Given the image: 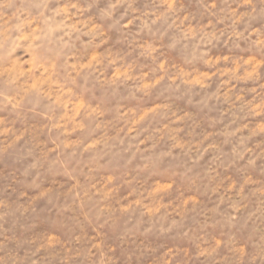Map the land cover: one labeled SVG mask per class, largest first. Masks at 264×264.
<instances>
[{
  "label": "clouds",
  "instance_id": "obj_1",
  "mask_svg": "<svg viewBox=\"0 0 264 264\" xmlns=\"http://www.w3.org/2000/svg\"><path fill=\"white\" fill-rule=\"evenodd\" d=\"M96 2L0 0V264H264V0Z\"/></svg>",
  "mask_w": 264,
  "mask_h": 264
},
{
  "label": "rangeland",
  "instance_id": "obj_2",
  "mask_svg": "<svg viewBox=\"0 0 264 264\" xmlns=\"http://www.w3.org/2000/svg\"><path fill=\"white\" fill-rule=\"evenodd\" d=\"M91 2V0H89ZM183 4L185 5V8L187 11L191 12L192 14L199 16L200 12L203 11V3H206L207 0H182ZM108 4V0H97L96 6L93 8V13H98L101 9L105 8ZM151 6L152 0H137L136 7L144 8L145 6ZM129 31H135V27L133 29H130ZM90 38L85 36L82 38V41H87ZM112 39L114 46L120 47L119 44V34L118 33H112ZM244 48H247V44H243ZM77 51H83V45L81 42H77ZM226 51V50H225ZM189 108H191L193 111H195L194 105H189ZM228 105L223 104L217 106L216 110L212 113V115L218 116L220 114V111H222L224 108H227ZM38 119V118H37ZM206 126V124H205ZM231 145H227L225 150L230 151ZM23 163H13L10 160H3L0 161V175L2 174H15L18 175L19 172L22 170ZM234 175H239L238 172L233 170ZM0 198H9L14 199V194H10L9 192H3L0 193ZM50 206L44 204L41 202L40 210L37 211V213L34 214H28L24 216H17V217H10L7 219V221L2 223V226H0V232H3L7 235H37L45 231L53 230L54 228V219L57 221L62 220L64 223H70L71 222V216L70 215H64L63 217L56 216L54 212L49 211ZM199 218L196 220H192L190 223L195 229H199V223L197 222ZM224 231H227L225 228ZM2 238V237H0ZM109 238L113 239L115 238L113 234H109ZM150 242L155 243L154 240H150ZM177 242L180 244L186 243L182 239H177ZM143 264V262H142Z\"/></svg>",
  "mask_w": 264,
  "mask_h": 264
}]
</instances>
